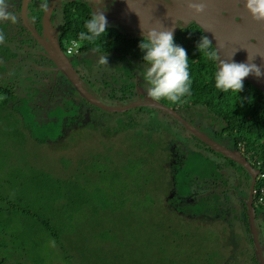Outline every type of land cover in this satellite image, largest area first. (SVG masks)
<instances>
[{
    "label": "trees",
    "instance_id": "obj_1",
    "mask_svg": "<svg viewBox=\"0 0 264 264\" xmlns=\"http://www.w3.org/2000/svg\"><path fill=\"white\" fill-rule=\"evenodd\" d=\"M73 4L75 6L67 7L69 10L63 16L60 27L61 41H68L63 49L65 54L66 46L71 40H78V34L86 31L85 22L92 15V11L84 3L76 1ZM73 8L78 9V16L72 15ZM9 21L11 19L0 20V32L5 31L6 27L9 28ZM106 33L95 43L81 42L79 56L74 54L75 64L90 70L100 67L102 65L96 61L98 56L90 59L86 53L105 55L101 51L105 52L109 49L108 54L115 59V79L112 78L113 76L109 78L111 87H108L110 86L108 81H104L105 88L108 89L105 91V98L117 101L119 104L116 107L125 106L135 95L136 85L132 81L134 79L132 72L141 71L142 66H146L142 62L143 54L139 49L141 39L123 38L115 31L113 44H109L108 37L105 38ZM202 35L200 28L193 23L180 27L174 33L175 43L183 47L189 57L191 96L175 104L165 98L158 101L181 113V117L192 126L198 121L209 124L210 133L215 141H224L226 149L242 155L253 169L258 170L259 178L255 186L258 193L255 201L260 198H263V201L255 203V220L264 255V195L260 194V187H264V94L248 82H244V89L239 94L223 93L217 89L214 81L216 65L196 49ZM102 41L105 44H102ZM1 49V52L8 51L3 47ZM2 70L1 66L0 71ZM108 74L110 73L106 71L100 78L104 79ZM117 75L122 76L117 77ZM25 78L29 82L32 81L30 77ZM120 79L122 84L119 87L114 86L113 83L117 85ZM9 81L10 86H5L0 81L1 134L6 135L9 132L26 137L25 132H27L31 139L43 144L56 142L63 137L61 130L65 125L69 129L71 125L80 124L83 115L76 108L69 107L70 104L67 103L48 110L45 112L46 119L41 123L38 122L36 116L40 115L41 111L34 107L32 101L42 94V89L31 88L26 96L19 98L13 93L16 89L10 84L11 80ZM47 98L45 95L41 100ZM88 106L90 123L87 124V128L92 129L95 134L100 131H105L109 136L115 134V138L118 139L112 138L114 141L109 140V143L102 145L100 142L97 143L99 147L93 148L90 157L82 160L87 162V165L79 168L81 172L74 168L68 179L64 181H51L45 172H34L29 177L34 182L32 187L36 201H46L45 209L41 211L42 214L36 216L20 206L13 205L7 208L11 221L9 225H3V229L0 230L2 233L7 232L14 225L16 228L17 223L12 220L16 218L18 212L28 216L22 224V231L19 232L18 229H16L17 233L15 229L14 233L8 231L10 240H0V264H14L15 252L21 255L25 252L27 255L30 251L26 249L29 241L24 240L27 234L35 238V244H31L29 249H41L42 244L48 243L65 251L63 244L67 239L63 227L67 221L77 224L78 217L92 221L91 225L98 230L96 234H99V238L95 237V244L85 250L84 246L77 245L78 242H84L82 235L78 234L71 253V260L73 259L77 264H97L95 262L98 258L97 253L107 250L101 247L100 243L111 237H115L116 249L118 243L124 248L131 249L141 246L138 240L133 241L131 235L128 237L126 235L125 239V232L131 233L134 227H137L135 229H138L139 234L146 231L143 236L144 247L135 250L139 257L131 264L163 262L174 264V260L184 257L188 262L186 264H192L188 261L192 253L196 255L194 264H258L244 203L250 187V176L244 168L203 144L173 118L172 125L164 121L160 122L156 119L157 115L166 116V114L159 110L144 107L124 113H108L92 104ZM131 112L135 113L131 114L130 119L122 116ZM115 115L120 116V123L117 120V124L111 126L113 117H118ZM134 115L137 116V120H134ZM103 122L105 124H102ZM5 123L9 126L5 127ZM145 125L148 126L145 131L151 133L148 137L141 131ZM154 128L156 132L153 133ZM198 129L200 132L203 131L201 128ZM162 132L167 134L164 135ZM76 134L70 138V141L75 140ZM153 134L157 137H152ZM163 149L169 151L164 153L165 157L162 154ZM222 171L226 172L225 175L221 174ZM23 191L26 201L28 192L25 189ZM229 191L241 196L239 204L242 209L239 207V215H235L241 230H237L235 242L226 249L221 247L219 237L215 236L208 227H199L198 221L202 216L214 218L218 215L224 217L228 211L234 213L237 209L229 202L227 196ZM61 201L65 202L64 206L56 207L55 204ZM126 205L133 213V217L129 219L126 218V214H122L124 222L121 224V221L113 216L117 213L115 209L124 208ZM167 205L173 207L177 214L191 218V222L188 225L181 224L182 220H175L176 213L173 215L167 213L162 219L159 218L163 206ZM70 211L72 213H69ZM135 218L139 220L134 221ZM28 227H34V230L28 231ZM123 228L126 229L121 230L123 235L118 236V230ZM239 233L246 234L244 237H239ZM21 235H23L21 242L15 246L13 238ZM54 251L55 249L52 253ZM121 257L122 255L115 256V262L125 264ZM12 261L13 263H10Z\"/></svg>",
    "mask_w": 264,
    "mask_h": 264
},
{
    "label": "rangeland",
    "instance_id": "obj_2",
    "mask_svg": "<svg viewBox=\"0 0 264 264\" xmlns=\"http://www.w3.org/2000/svg\"><path fill=\"white\" fill-rule=\"evenodd\" d=\"M105 1V0H101ZM102 8L103 6H99ZM95 9H98L97 6L94 7ZM93 12H99L97 10ZM117 15V14H116ZM115 15V26H117L118 19ZM108 26H111L112 28H116L113 25V22L111 19H108ZM122 28V27H121ZM120 28V29H121ZM180 28V27H179ZM122 30V29H121ZM123 31V30H122ZM128 31V30H126ZM125 32V31H124ZM129 33V32H128ZM12 36L13 33H10ZM106 38V36H105ZM105 41V40H104ZM104 41H102V44H105ZM15 44H4V41L0 42V48H7L10 52L16 51V43L17 41H13ZM68 43V41H63V49L64 46ZM113 47V46H112ZM21 59V58H20ZM108 59L111 60L113 65L104 64L100 67H94L91 68V73L89 76L91 78H97L100 79L101 75L103 72H108L107 77L104 78V80L108 81L110 83L111 87V82L110 79L112 78L115 79V59L109 57ZM29 63V59L26 61ZM34 69H31L28 71L26 69L23 74H25V77H30L31 82L24 80V82L20 83V88L18 89L17 95L19 97H24L31 88H41V92L45 91L47 93L49 91V88L52 87L53 81L52 79L49 78H44L42 77L43 75V70L38 69V66H34ZM145 68L143 67L142 71L144 72ZM96 74L98 76L96 77ZM137 79L134 81L136 83V87L138 88V94L143 97V99L147 100L148 98H151L148 95V84L147 82H144L145 80L142 81V72L138 71L137 73ZM122 75H117V77H120ZM139 77V78H138ZM6 80L4 74H0V81L1 80ZM48 79V80H47ZM112 80V79H111ZM101 82V80H98ZM113 81V80H112ZM32 82L35 84H32ZM103 83V82H102ZM8 85L7 83H3ZM104 84V83H103ZM122 84L121 79L118 80L117 85L113 83L114 86L119 87ZM54 90L51 91H57L59 85L55 84ZM63 91H68V88H62ZM58 92L59 95L63 98H66L65 95L67 92ZM102 95H105V91L100 92ZM60 99L57 94L54 96V100ZM55 102V101H54ZM52 102L51 104H56L59 102V100L54 103ZM119 103L117 101H114V103L110 104L112 107H116ZM50 105V106H52ZM47 110V108H46ZM135 112H131L128 115H122V116H127L129 119L131 118V114L133 115ZM181 114V113H180ZM118 116V115H115ZM121 116V117H122ZM182 116V115H181ZM38 122H42L46 119V114L41 113L40 115L36 116ZM126 117V118H127ZM125 118V119H126ZM120 116L118 117H113L111 120V126H113L115 123L117 124L120 123ZM124 119V120H125ZM147 119V118H146ZM156 119L160 120V122H165L167 124L172 125V120L170 118H167L166 116L159 114L157 115ZM134 120H137V116L134 115ZM88 121V115L85 114L82 122L74 126L73 128L66 130L64 132V137L59 139L56 142H47L43 144H38L36 141L31 139L29 133L25 132L27 134L26 137H22L21 135H13L10 134L9 132L5 134H1L0 132V230H2L3 225H9V221H11V216L9 219L8 216V207L11 206H20L23 209H27L28 212L31 213V215H36L39 216L42 214L41 211L45 209L46 201H36V194L34 193L32 185L34 182L29 178L33 175L34 172H39L45 174L49 177L51 181H64L68 179V176L71 174V171L75 168V170H80L79 168L82 166L87 165V162L83 161V159H86L87 157H90L91 151L93 148L99 147L97 143L100 142L106 144L109 143V140H114L118 137L115 138V134L112 136H109L105 131H100L99 133L95 134V132L92 131V129L87 128L86 124ZM90 123V122H89ZM205 122L198 121L197 124H200L201 126L204 125ZM102 124H105L104 122ZM5 127H8L9 125L7 123L4 124ZM148 126H143L141 131L143 135H146V137L150 136L151 133L145 131V128ZM116 128V127H115ZM7 131V129H5ZM81 130V131H80ZM79 131V132H78ZM13 132V131H10ZM22 132V129H21ZM156 132V129L154 128L153 133ZM77 133V134H76ZM164 135L167 133L162 132ZM209 133V132H208ZM74 141H70V138L75 136ZM117 134V133H116ZM118 135V134H117ZM77 136H79L77 138ZM152 137H157L156 134H153ZM113 140V141H114ZM121 138L119 139L120 142ZM86 144V146H84ZM168 153L169 151L163 149L162 154L163 157H165L164 153ZM162 157L161 155H159ZM170 162H172V157H170ZM71 165V166H70ZM99 169V168H97ZM74 170V171H75ZM69 172L68 174H66ZM78 172V171H77ZM81 172V170L79 171ZM226 173L225 171H222L221 174L223 175ZM225 175V174H224ZM47 188H49L47 182H46ZM25 187V188H24ZM25 189L28 193L26 196V201H24L25 193L23 191ZM230 200L236 205L237 200L233 197L232 194H229ZM5 202H3V200ZM62 203V204H61ZM61 203H56L55 206H64L65 202ZM48 206V205H47ZM234 206V205H232ZM237 207V206H236ZM238 208V207H237ZM112 209V208H111ZM240 209L241 206H240ZM115 212H117L113 217H116V219L121 221V224L124 222V219L122 218V214H126V218L131 219L133 217V213L130 212V209L128 205H126L124 208L120 209H115ZM69 213H72L71 211ZM108 214L109 211H107ZM167 213L174 214L176 213L175 209L171 207L170 205L163 206L162 211H161V216L159 215V218L162 219L163 215H166ZM235 215H239L238 209L234 212L231 213L228 211L226 213V216L221 217L222 215L216 216L214 218H208L205 216L200 217V221H198V226L199 227H208L209 230L214 232L213 234L217 237H219L218 241L222 243L221 247L223 248H229L231 245L230 239H233V232L235 230H241L240 229V223L239 221L235 218ZM28 216L24 215L23 212H18L16 214V218L13 219L12 221L17 223V226L15 228V225L10 227L7 232H0V240H10V233H14V229L16 232V229L18 231H22V224L25 222V218ZM83 217V216H82ZM139 219L135 218L134 221H137ZM175 220L176 221H181V224L183 225H188L191 222V218L188 217H183L179 214L176 213L175 215ZM92 221H85L80 219L78 217L77 224H73L71 221H67L65 223V226L63 227L65 236H66V243L63 244V248L65 251L62 249H59L56 245H49L48 243L42 244L43 247L39 249H29L31 244H35V238L32 236H29L27 234L26 238L24 240L29 241L28 245L26 246L27 251L30 250L27 255L25 252L21 253L15 252L14 253V264H17L16 262L23 263V264H77V262H74L73 259L71 260V253L73 252V246H74V241L77 239L78 234L82 235L84 242H78L77 245L79 247H83L85 250H88L91 248L92 244H95L94 238H99V234L97 233V229L93 225ZM76 225V227H74ZM137 227L132 228L131 233L125 232V239L131 235L133 241L138 240L141 244V246H137V248H124L120 243L117 244V249L115 248V237H111L105 242H101V247L107 249V250H102L101 252H98V258L95 262L97 264H119V262H115V256L120 257L122 255V259L125 264H131L134 260H136L139 256H137L138 252H136V249L142 248L144 245V239L143 236H145V231L142 234L138 233V229H135ZM115 229V225H114ZM34 230V227L29 228L28 231ZM119 229L117 232L118 236H122L123 233ZM126 230V229H125ZM124 230V231H125ZM9 231V232H8ZM26 231V232H28ZM77 231V232H76ZM183 231H186V229H183ZM168 232V231H167ZM17 233V232H16ZM127 235V237H126ZM23 235L13 238V243L15 246H17L20 242ZM183 236V235H182ZM90 238V239H88ZM247 240V239H245ZM219 242H217L219 244ZM143 246V247H142ZM33 248V247H32ZM124 248V249H123ZM55 249V251L52 253V251ZM21 251V249L19 250ZM191 254V253H190ZM188 254V255H190ZM24 255V256H23ZM227 259L229 257L225 256ZM30 258V259H29ZM39 258V259H37ZM185 258V257H184ZM184 258H177L174 260V264H186L188 263ZM196 255L193 253L190 255V258L188 261H191L192 264L195 262ZM10 263H13L10 262ZM161 264H168L166 262H163Z\"/></svg>",
    "mask_w": 264,
    "mask_h": 264
},
{
    "label": "water",
    "instance_id": "obj_3",
    "mask_svg": "<svg viewBox=\"0 0 264 264\" xmlns=\"http://www.w3.org/2000/svg\"><path fill=\"white\" fill-rule=\"evenodd\" d=\"M27 2L28 0H23L22 3L21 18L23 20L27 19L25 15ZM130 2L131 5L125 6L130 11L125 9L124 12L119 13L117 17L119 24L131 29H141V34H143V31L147 33L152 29L158 31H170L173 29L175 33L178 26L184 27L193 23L200 28L203 35L212 41L222 60L247 63L249 57V62L253 61L264 70V21L253 19L244 7V0H134ZM189 3H204L206 5L205 11L197 14L193 9L189 8ZM119 18L123 22L119 21ZM24 23L27 26V23ZM43 25L44 27L48 25V16H44ZM31 33L42 47L45 46L48 50L46 52L50 53L39 36L33 31ZM50 54L57 69L73 83L80 95L96 108L108 113H124L137 107H149L159 110L176 120L186 131L203 144L244 168L251 180L246 201L249 229L258 264H264L255 226L254 209L252 207V195L257 172L240 154L217 145L206 134L200 132L198 128L190 125L175 110L153 99L118 107L102 104L80 85L63 55L56 56L52 53ZM244 82L250 83L264 94V78L257 79L255 76L250 75L245 78Z\"/></svg>",
    "mask_w": 264,
    "mask_h": 264
},
{
    "label": "flooded vegetation",
    "instance_id": "obj_4",
    "mask_svg": "<svg viewBox=\"0 0 264 264\" xmlns=\"http://www.w3.org/2000/svg\"><path fill=\"white\" fill-rule=\"evenodd\" d=\"M76 1L78 3H84L86 5L87 8H89L92 13L93 11L97 10V11H102L103 14L106 16V18L111 19V21L113 22V24H109V25H113L114 27H116L115 29L112 28L111 26H108V32L105 34L106 37H108L107 42L109 44H113V40L115 39V31L119 32L121 34V36L123 38H130V39H141V29L139 30H133V31H126L125 28H121V26H115V15L118 16L119 13H122L125 11L126 8L125 6H129L131 5L130 1H134V0H105V1H101V0H28L27 4H26V8H25V15L26 18L25 20H23L22 17V3L23 0H9V2L7 1V9L6 11H8L9 16L14 17V19H11L9 28L10 29L8 31L7 27L5 29V31L1 30V34L4 35L5 39L4 44H15L13 41H17L16 43V51L14 52H10L7 48L8 54L6 52H1V48H0V67H3V70L0 71V74H4L5 79L6 80H1L2 83H8L9 85V80H11L12 86H15V89L13 93L16 94L17 97H19V95H17L18 89L20 88V83L24 82V80H26L25 78V74H23V72L28 69H34L33 66H38L37 68L40 70H43V75L42 77L49 78L52 79L53 81V85L51 88H49V91L47 93H45V91L42 92L41 95L37 96L36 99L34 101H32L34 104V107L37 108V110L41 111V113H45L48 110L53 109V107L61 105L62 103H67L70 104L69 107H73L76 108L77 111L81 112V114L84 115L87 114L89 112V106L88 104H91L90 102H88L86 99H84L80 93L77 91V89L75 88V86L73 85V83L67 78L65 77V75L59 71L57 69V67L55 66L53 60H52V55L50 53H52L53 55L59 56L60 54L63 55V57L65 58V61L68 62L69 66L72 68L74 74L77 77V81L80 83V85L87 91V93H89L94 99H96L97 101L101 102L102 104L108 105L110 106V104L114 103V100H108L106 97V95H102L100 92L102 91H106L108 89L105 88V83H104V79L100 78V79H94L91 78L89 76V74L91 73L90 69H84V67L79 66L78 64H75V60H74V56L76 55H66L65 53H63V41H61L60 39V27L62 24V19L63 16H65L66 11H68L69 9L67 7L70 6H75L73 3H76ZM166 1V0H164ZM36 3V4H35ZM97 6L98 9H95L94 7ZM99 6H103L102 8H100ZM33 9V12H31ZM77 8H73L72 9V15L74 16H78V12H77ZM130 11V9H128ZM44 16H48V25H46L44 27L43 25V18ZM39 18V19H38ZM119 21H122L119 18ZM27 23V26L25 25V23ZM123 30H121V29ZM33 31L34 33H36L39 38L42 40L43 44L46 45V47L49 49L50 53L46 52V48L45 46H41L33 37L31 31ZM179 29V26H178ZM125 31V32H124ZM140 31V32H138ZM129 32V33H128ZM10 33H13V35L11 36ZM143 35V34H142ZM9 40H11L9 42ZM23 42H25L26 44H22ZM106 42V41H105ZM89 44L88 42H84V44ZM107 44V43H106ZM103 49V48H102ZM48 51V50H47ZM59 51V52H58ZM90 51V50H89ZM109 49H106V51L104 52L103 50L101 52L105 53V55L102 54H95L94 52H88L86 53V55L88 57H90V59L97 57L96 61H99V56L101 58V56H106L107 55V60L109 57H111V54H108ZM79 50L77 55L79 54ZM5 53L7 55H5ZM129 53V50H128ZM6 56V57H5ZM79 56V55H78ZM21 58V59H20ZM81 58V56H80ZM85 58V57H84ZM112 58V57H111ZM27 59H29V63H27ZM108 62V61H107ZM108 64H112L111 60L110 62H108ZM20 66V68H19ZM146 68V66H142V69ZM19 68V69H18ZM141 69V71H142ZM105 72H103L104 74ZM137 73L135 70L132 72V75L134 76V79H132V81L137 79ZM142 78H143V73H142ZM64 77V78H63ZM139 78V77H138ZM48 80V79H47ZM98 80H101V82H99ZM144 80V78L142 79V81ZM27 81V80H26ZM133 81V82H134ZM104 84H103V83ZM146 82V81H144ZM135 83V82H134ZM55 84L59 85L57 91H51L54 90L55 88ZM5 85V84H4ZM136 85V83H135ZM10 86V85H9ZM62 88H68V91H63ZM67 92V94L65 95L66 98H63L59 95L58 92ZM135 95L133 97V100H131L130 102H128V104L131 103H142L144 101H146L145 99H143L142 96H140L138 94V88L135 87ZM106 93V92H105ZM57 94V96L60 98L58 99L59 102L56 103L58 100H54V96ZM47 95V99L42 101L41 98L42 96ZM26 96V95H25ZM21 98V97H19ZM157 102H159L156 99H153ZM55 101V102H54ZM52 102L56 103V104H51ZM160 103V102H159ZM52 105V106H50ZM93 106V104H92ZM95 107V106H94ZM47 108V110H46ZM137 108H144V107H137ZM145 108H149V107H145ZM176 111V110H175ZM177 112V111H176ZM179 114V112H177ZM159 114V113H158ZM180 115V114H179ZM181 116V115H180ZM167 118H170L169 116L166 115ZM82 118V120H83ZM172 118H170L171 120ZM81 120V122H82ZM80 122V123H81ZM90 120H89V116H88V121L87 123H83V124H89ZM204 125H200V124H196L198 126H196L197 128H201L204 134H206L210 139H212L217 145L221 146V147H225V143L223 144L224 141L220 140V142H217L213 139L212 135H211V130H210V125L207 123H204ZM79 125V124H78ZM64 126V125H63ZM77 126V125H74ZM73 125L70 126L69 129L74 127ZM194 126V127H195ZM67 129V126L65 125V128L63 130H61V132L63 133V137H64V132ZM209 132V133H208ZM62 138V137H61ZM60 138V139H61ZM250 185H251V180H250ZM249 193V191H248ZM248 193H247V198H248ZM229 194H232L233 197L237 200V204L235 205L231 200H230V196ZM227 196L229 198V202L231 205H234L232 207H234L235 209H238L240 207L239 204V199H240V195L235 192L229 191L227 193ZM246 201L247 199H244V203L246 206ZM252 204H253V197H252ZM238 208H237V207ZM255 207V205H254ZM256 208V207H255ZM219 216V215H218ZM246 216H247V208H246ZM248 221V219H247ZM237 230H235L233 232V239H231V242H235V236L237 235ZM241 233H239L238 235H240ZM240 237V236H239ZM257 261V258H256ZM258 263V261H257Z\"/></svg>",
    "mask_w": 264,
    "mask_h": 264
},
{
    "label": "clouds",
    "instance_id": "obj_5",
    "mask_svg": "<svg viewBox=\"0 0 264 264\" xmlns=\"http://www.w3.org/2000/svg\"><path fill=\"white\" fill-rule=\"evenodd\" d=\"M188 6L197 14L203 13L206 7L204 3H189ZM244 7L253 19L264 21V0H244ZM6 9L7 0H0V20L14 19V17L9 16ZM116 24L126 30H136L121 25L118 22ZM84 27L86 31H81L78 34V40H71L78 41L79 43L76 44V42H73L74 47H80L81 42L95 43L99 37L106 33L108 21L102 11L93 12L91 17L86 20ZM141 36L139 49L143 54L142 62L146 65L143 78L149 86L148 95L157 100L165 98L174 104L180 103L183 98L191 96L192 80L189 70V57L187 51L175 43L174 30L158 31L152 29L147 33L143 31V35L141 34ZM4 39V35L0 34V42ZM196 49L201 55L206 57L207 60L216 65V71L214 73L215 87L223 93H241L244 89V80L250 75L255 76L257 79L264 78V70L253 61L249 62V57L247 63L227 62L222 60L212 41L205 35L201 36L200 41L196 45ZM71 51L72 49L70 48L69 53H71ZM95 51H99V49H95ZM99 63L101 65L107 64V55L101 56ZM255 171L257 172L255 179L256 186L259 174L258 170ZM255 186L252 195L254 215L255 203L258 204L263 201V198L255 201V197L258 193ZM260 194L264 195L263 186L260 187ZM255 226L260 244V234L256 225V220ZM245 234L246 233H241L239 236L244 237ZM260 248L263 255L261 244Z\"/></svg>",
    "mask_w": 264,
    "mask_h": 264
},
{
    "label": "built area",
    "instance_id": "obj_6",
    "mask_svg": "<svg viewBox=\"0 0 264 264\" xmlns=\"http://www.w3.org/2000/svg\"><path fill=\"white\" fill-rule=\"evenodd\" d=\"M73 42H76V44H79L78 41H71L67 46H66V54L67 55H74L78 53L79 47H74ZM72 49L71 53H69V49Z\"/></svg>",
    "mask_w": 264,
    "mask_h": 264
}]
</instances>
